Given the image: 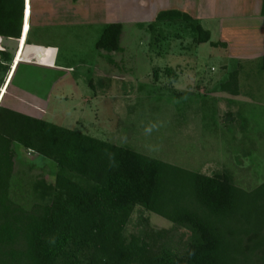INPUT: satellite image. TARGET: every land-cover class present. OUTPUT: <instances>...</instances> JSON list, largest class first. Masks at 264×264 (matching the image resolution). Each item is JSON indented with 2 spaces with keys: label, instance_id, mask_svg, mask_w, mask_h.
<instances>
[{
  "label": "rangeland",
  "instance_id": "1",
  "mask_svg": "<svg viewBox=\"0 0 264 264\" xmlns=\"http://www.w3.org/2000/svg\"><path fill=\"white\" fill-rule=\"evenodd\" d=\"M101 1L89 0L84 8L86 16L68 11L66 4L62 16L50 14L52 20L46 22L51 23L36 29L34 37L57 47L55 66L64 68L40 70L22 63L9 84L0 88V104L193 172L209 176L227 173L246 191L263 183V64L257 65L263 69L256 71L254 79L261 85L257 93L245 96L244 92V103L233 105V94L221 85L229 71L236 69V62L230 59L227 48L210 44L219 42L215 22L203 21L210 31V42L197 44L188 31H182V25L161 24L149 29L147 24L154 20L139 25L122 20L116 13L110 17ZM29 2L25 35L18 41L13 65L16 68L20 61L34 60L51 66L53 49L25 46ZM107 18L122 22L119 51L95 48ZM5 50L13 53V43ZM5 77L0 71V87ZM14 149L11 192L16 201L28 207L34 201V182L44 179L52 183L56 166L17 144ZM150 230L166 231L162 242L180 250L189 235L168 220L136 207L125 236Z\"/></svg>",
  "mask_w": 264,
  "mask_h": 264
},
{
  "label": "trees",
  "instance_id": "2",
  "mask_svg": "<svg viewBox=\"0 0 264 264\" xmlns=\"http://www.w3.org/2000/svg\"><path fill=\"white\" fill-rule=\"evenodd\" d=\"M27 2L22 27L24 0H0V37L23 40ZM161 24L210 42L184 12L160 11L147 26ZM122 29L105 24L95 48L119 51ZM12 58L0 49L1 72ZM237 76L229 71L222 89L236 93ZM14 144L56 166L52 183L34 182L28 207L11 192ZM136 207L186 230L183 250L162 242L163 230L126 237ZM0 264H264V182L246 191L227 173L193 172L0 104Z\"/></svg>",
  "mask_w": 264,
  "mask_h": 264
},
{
  "label": "crops",
  "instance_id": "3",
  "mask_svg": "<svg viewBox=\"0 0 264 264\" xmlns=\"http://www.w3.org/2000/svg\"><path fill=\"white\" fill-rule=\"evenodd\" d=\"M67 1L68 0H30L29 2V28L25 46L53 49L54 58L51 66L38 64L34 60H31L28 62L20 61L15 68L13 62L20 38L6 39L0 37V49H5L10 42H12L14 46L12 62L6 74L5 81L0 87L1 89L6 86L9 80L11 81L22 63L40 70H44V68H64V66L60 64L55 66L57 47L52 43H43L39 39H36L34 33L36 29H42V27L47 26L45 24L51 23L49 22L52 20L51 17H49L50 14L59 13V15L62 16L63 11H65L63 9L66 8L64 7L65 4L68 6V11L80 13L81 16L87 15L84 8L89 0H75L71 4ZM101 2L103 3L106 15L109 14L111 17L116 13L122 16V20L136 24L144 23V21H152L160 11L167 10L184 12L193 19L199 20L202 26L203 21L211 20L215 22L220 34L219 42L223 43L225 48H227L229 57H231L230 59L236 62L235 70L238 71L237 92L232 95L233 105L235 103H244L246 100V97H243L244 92L245 96L248 94L251 96V94L257 93L258 86H261L255 82L254 79L257 74L256 71L264 68V16L261 14L262 0H102ZM24 11L25 0L22 27L24 22ZM40 15L43 16L42 20H39L41 19ZM38 20L40 22H38ZM43 20H45V22L47 20L49 21L44 23ZM106 20V22L103 21L105 22L103 23L104 25L109 23L122 24V22H109L108 18ZM109 20L115 21V19ZM62 24L64 23L62 22ZM205 29L209 30L208 28ZM259 64H263V68L257 66ZM251 87L254 88L253 91L250 90ZM235 108L239 110L238 107Z\"/></svg>",
  "mask_w": 264,
  "mask_h": 264
}]
</instances>
